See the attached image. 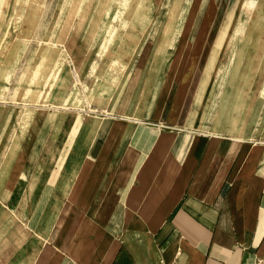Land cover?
Returning <instances> with one entry per match:
<instances>
[{
	"label": "crops",
	"instance_id": "obj_1",
	"mask_svg": "<svg viewBox=\"0 0 264 264\" xmlns=\"http://www.w3.org/2000/svg\"><path fill=\"white\" fill-rule=\"evenodd\" d=\"M229 1H210V16L216 11L210 33L202 24L189 36L198 14L186 34L184 24L182 35L190 43L169 61L157 91L155 47L148 61L136 59L153 34L134 52L105 43L86 64L75 49L90 21L83 17L80 28L72 16L77 87L56 96L70 97L72 107L61 111L56 124L33 130L38 137L26 135L16 145L6 137L17 130L20 114L9 115L0 128V149L18 150L7 162L0 196L10 211L30 198L19 220L29 237L55 198L54 223L33 264H264V137L257 134L255 108H244L250 100L240 89L247 84V96L255 101L256 79L250 62L236 66L233 60L230 43L241 0L231 8ZM157 14L151 28L161 18ZM86 77H93L90 85ZM106 85L114 88L112 97ZM126 95L137 101L133 119L120 102ZM87 99L111 100L109 113L79 125L82 114L76 110H86L81 102ZM241 114L249 118L240 119ZM228 128L239 132L224 131ZM11 239L12 250L20 248V241ZM8 251H1L0 264Z\"/></svg>",
	"mask_w": 264,
	"mask_h": 264
},
{
	"label": "bare ground",
	"instance_id": "obj_2",
	"mask_svg": "<svg viewBox=\"0 0 264 264\" xmlns=\"http://www.w3.org/2000/svg\"><path fill=\"white\" fill-rule=\"evenodd\" d=\"M221 1L222 0H218V2ZM23 3L24 5L22 8H20V11H17V9L14 7V13H16L17 16V37L22 44V54L26 50L29 40L33 38L34 34H36V27L38 25L40 26L39 23H41L40 18H42L43 4L45 3V0H23ZM201 3L202 0H168V3H164V0H59L57 10L52 13V17L57 16V19L55 20L54 24L48 21L49 23L48 25L46 24L45 28V35L38 41L40 44V47L38 46L39 56L36 57V71L31 74V77H36L45 65V68L49 70L48 74L50 75L47 79H45L44 85L46 87L49 85L52 86L54 83H57L59 86L61 85L57 93L61 92L64 87L69 88V92H71L73 84L77 87V83L74 81L66 85L62 80V77L60 81H57L58 77L63 73L62 70H64L61 65L62 62H60L62 58L59 56L57 57L59 51L62 53L61 50L58 51V45L62 44L63 46L61 47H63L66 53L70 54L71 37L65 36L63 34H65L66 31H69L70 33L72 16L73 18L78 19V21H80V25L82 26V18L87 17L89 18V21H91V19L94 18L95 13H98V19H93V23L90 24L89 30L86 31L87 36L85 38L87 40H89V36L90 39L92 36L97 39L98 37L102 36L103 32L104 36L109 35L107 39L105 38V40H109L108 43L111 44L113 41H115L122 50L127 49L130 52H134L138 47L136 45H139L142 40L143 43H145L146 38L153 34L151 38L149 37V43H151V45H153L157 51V60L155 66H157L159 61L160 67L161 63L166 58L167 52L169 54L170 51H175L178 49V38L180 36L183 37V31L181 28L185 23H189L191 26L192 20L199 12ZM5 5L6 10H3L4 13L6 15H12L10 13L12 2H10V0H0V9ZM165 5L168 9V19L165 21H163L161 18L159 21L156 19L153 27L151 28L150 25L153 21L154 12L157 11L160 13L161 8ZM236 5L237 2H235V7ZM237 9L238 15L234 27V36L230 43V49L233 50V53L234 50L236 52L233 54L234 58L233 55L230 54L229 61L230 64H232L233 58V60L236 62V66L243 62H250V64L254 66L253 71L257 84V89L253 91L255 95V101L253 98H251V93L247 96V92L245 91L247 84H244L240 90L242 96H245L246 98L248 97L250 100V103L244 104V108H255L254 120L257 123V134L258 137L263 138L264 81L262 86L259 84L261 83L260 78L264 73V0H241L237 5ZM96 22H98L97 26L95 25ZM188 31L189 29H187L185 34ZM88 42L89 44L94 45L93 39ZM105 43L107 46H109L106 41H103L102 45L104 46ZM16 48L17 47L15 46H10V50L5 56L6 64H10V67L12 68L15 66L18 57L21 56L17 54L19 49L17 50ZM41 48H45V52H43L44 50L42 51ZM159 69L160 68H158L157 72L154 73V82H157ZM118 71L121 72L122 69L119 67ZM102 74L103 70L99 72V75H96V81L102 78ZM225 77L226 76H223V78ZM249 83L251 82L249 81ZM154 86H156V83ZM104 91L108 93L107 96L112 97L115 90L113 87H108V85H106ZM48 92L49 90L47 92L41 90L39 91L38 95L41 97L44 93L48 94ZM57 93L55 91L54 95L56 94L57 96ZM132 97L133 96L131 95H126L123 98L121 97L122 100L120 99V102L122 101V105H127L129 109V112L127 113L129 115L127 117L128 119H133L130 116V110H132V108L137 105V101L132 100ZM110 101L111 100L99 101L87 99L85 102H81V108L84 107L86 110L76 111L78 114L81 113L82 118L86 121L91 119L99 120L98 115L100 112H108L107 109ZM94 106H98V108H94ZM34 107L41 108H35L36 110L30 109L25 112V114H30L29 122H31L35 111H45L47 107L56 112V117L53 120V124H56L58 118L61 119V111L70 109L67 100H57L49 106L34 105ZM91 112L93 114L90 115ZM243 126L244 125H242V128ZM14 136L15 133L11 136H7L6 138H10L12 140ZM7 152L8 149L4 150V156H2V159H0V187L3 183L1 179L6 173V168L8 167L6 162L13 158L16 154L10 153L7 156ZM41 167L42 165L38 164L37 169ZM29 199L30 198L28 196L24 197L23 208L17 211H10L5 205H2V197L0 196V240L5 238L7 236L6 234L12 232L14 229H16L18 232L20 230L26 231L19 220H21L20 215H22L27 208ZM55 204V198H51L38 228L35 230L32 236H30L28 241L29 243L23 250V252L30 251L29 256H26L27 259L24 258V256V259L22 258L23 262H25L24 264H32L34 262L33 257L37 255L40 245L46 242L54 223V217L56 216V214L52 212ZM43 226L44 228L42 229Z\"/></svg>",
	"mask_w": 264,
	"mask_h": 264
},
{
	"label": "rangeland",
	"instance_id": "obj_3",
	"mask_svg": "<svg viewBox=\"0 0 264 264\" xmlns=\"http://www.w3.org/2000/svg\"><path fill=\"white\" fill-rule=\"evenodd\" d=\"M210 1L211 0H207L205 5L202 7L201 11H199L198 16H197V20H196V24H195V26L192 27V31H190V33H189L190 37L193 36V34L196 32L197 29H199V27L202 24L205 25L208 33H210L211 29L213 28V25L216 21V11L214 10L212 13V16H210V10H209ZM10 2H12V5H11L12 8H11V12H10L12 15H6L4 13L3 10H6V8H5L6 5L0 9V128H2L3 126H5V124H7V122H8L7 120L9 118L8 117L9 115H11L14 118L15 115H17L18 113L20 114V117L17 119V121H15L17 130H15V136L12 139V142H14V144H15V142L20 141L26 135L29 137V139H32V138L34 139L35 136L38 137V135H39L38 132L37 131L33 132V130L39 129L41 127V125L46 124L48 122H49V124L52 123V121L55 118L56 113L54 112V110L47 108V107H46L45 111H38V110L35 111L33 116H32L31 122H29L30 114H25V112L27 110H30V109L41 108V107H34V105H47V106H49V105H52L53 102L57 101L55 98L56 94L54 95V93H55V91L57 93V91L61 85L59 86L57 83H54V85H52V86L49 85L47 87L44 85L45 79H47L48 76H50L48 74L49 70H47L45 68V65L43 66V69L41 70V72L36 77L32 78L31 74H33L34 71H36L35 62L37 61L36 57L39 56L38 50L40 47V44L38 43V41L40 40V38H43L45 35L46 24L48 25L49 22L54 24L55 20L57 19V16L52 17V13L57 10L58 5H59V0H45V3L43 4L42 18H40L41 23H39L40 26L38 25L36 27V29H35L36 34H34L33 38H31L29 40L27 48L23 52V54H22V50H21L22 49L21 41L18 40V37H17V33H18L16 31V27H17V18L16 17L17 16H16V13H14L15 12L14 7L17 9V11H20V8L23 7L24 3H23V0H10ZM233 2H234V0L229 1V5H228L229 8L232 7ZM164 3H168V0H164ZM156 13H158L157 14L158 17H161L163 20L164 19L166 20V17L168 14L167 6L166 5L163 6L160 10V13L157 11L154 12V14H156ZM97 14L98 13H95L94 18H92L91 21L89 22L90 24L93 23L92 22L93 19H95V18H96V20L98 19ZM79 22L80 21H78V19H76L75 25H80ZM95 25L97 26L98 22H96ZM80 28H81V25H80ZM185 28L187 31V29L190 28V24L186 23ZM66 34H67V36H70V33L68 31H66L65 34H63V35L66 36ZM107 37L108 36H104L103 32H102V36L98 37L97 39L94 36H92L90 39V36H89V40H87L84 36L83 37L80 36L79 40H77L78 44H77V47L75 49V51H76L75 53L81 52L80 55L86 57L87 60L85 62L87 64V62H89L90 60H92L94 58H98V52H102L104 49L102 42L103 41H106L107 43L109 42V40H105V38L107 39ZM92 39H93L94 45H92V44L89 45L88 41H91ZM190 39L188 38V36H184V35H183V37L180 36L178 38V42H177L178 49L175 51H170L169 54L167 52L165 60L164 61L162 60L163 64L161 63V65L159 67L160 69H159V73H158V79L156 82V86L154 87V89L156 91L159 88L162 76L166 71V68H167L169 61H171L172 59H174V57L177 56V52H180L182 54V52L185 50L187 45L190 43ZM205 39H206V37H204V40ZM113 44L116 45L117 42L113 41L111 44L108 43L109 46H112ZM10 46L11 47L12 46L17 47L16 49L17 50L19 49L17 54L21 55V56L18 55L19 56L18 60H17L15 66L13 68L10 67V64L7 65L5 62V58H6L5 56H6V53L8 54V51L10 50L9 49ZM61 46H63V45L61 44ZM58 48H59L58 51L61 50L62 53L59 51V53L57 54V57L59 56L60 58H62L61 61L60 60L59 61L62 62L61 65H62V68H64V70H62L63 73L58 77L57 81H60V79L62 77V80L67 85V84L71 83L72 80H74V69H71L73 67V66H71V54L66 53V51L63 49V47H58ZM41 49H42V51L44 50L43 52H45V48H41ZM151 49H152L151 43H148V45L144 48V50L141 51V53L137 56L136 59L148 61L151 58V55H150L151 51H152ZM128 53L130 54V52H128ZM202 58H203V55L199 58V61H202ZM201 66H202V63L200 62L199 69L197 72V77H196L195 84H194L195 89L193 91H195L197 89V86H198L199 77H200V73L202 70ZM146 68H147V62L145 63L144 68L139 70V72H140L139 81L141 80V78L144 74L143 71ZM85 80L90 85L91 82L93 81V77H90V78L86 77ZM263 81H264V73L261 77V83L262 84H263ZM67 82H69V83H67ZM261 83H260V86H262ZM41 90L45 91V92H47L49 90V92H48V94L44 93L40 97V95H38V94H39V91H41ZM61 92H64L66 94L69 92V88L64 87V89L61 90ZM61 96H59V97H61ZM207 97H208V95H206V98ZM69 99L71 101L70 97H69ZM70 101H68L69 106H70ZM70 107H72V106H70ZM13 118H12V121H13ZM241 118L242 119H248L249 114H245L243 116L241 114L240 119ZM12 121L10 122V125H11ZM83 122L85 124L87 121L85 119H83L82 116H78L77 124L81 125ZM28 129H31L32 133L31 132L27 133ZM224 131H227L230 133L239 132L238 128H233V129L228 128V129H225ZM251 131H253V130H251ZM17 151H18L17 148L16 149L13 147L8 148L7 156L10 153L15 154V153H17ZM3 154H4V149H2L0 151V158L1 159H2V156H4ZM6 164H8V163L6 162ZM2 203H3V201H2ZM2 205L4 206L5 204L3 203ZM14 230L12 232L6 234L7 236L0 240V256L3 255V254H1L3 251L9 250L7 252L8 255L6 254L8 258H7L6 262H4V264H24L25 263L22 260L23 250L26 248L27 244L29 243L28 241H29L30 237L28 236L27 231L20 230L18 232V231H16V229H14ZM11 238H15L16 241H20V243H21V245L19 246L20 248H18L17 250H14V249L12 250V247L10 246V241L12 240ZM29 254H30V251H29ZM33 259H35V257H33ZM29 264H31V263H29Z\"/></svg>",
	"mask_w": 264,
	"mask_h": 264
}]
</instances>
